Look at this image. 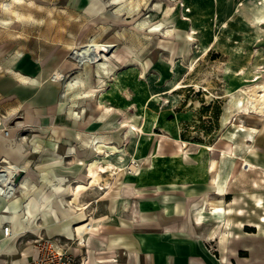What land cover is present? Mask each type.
I'll list each match as a JSON object with an SVG mask.
<instances>
[{
	"label": "rangeland",
	"instance_id": "rangeland-1",
	"mask_svg": "<svg viewBox=\"0 0 264 264\" xmlns=\"http://www.w3.org/2000/svg\"><path fill=\"white\" fill-rule=\"evenodd\" d=\"M0 51L64 72L49 85L54 119L23 128L20 146L34 150L26 166L0 168V190L47 197L45 217L63 206L51 197H157L158 187L204 181L207 164L214 183L217 156L236 162L240 197L253 184L264 193L254 162L264 163V113L247 102L253 88L264 96V0H0ZM39 238L19 241L31 252Z\"/></svg>",
	"mask_w": 264,
	"mask_h": 264
},
{
	"label": "crops",
	"instance_id": "crops-1",
	"mask_svg": "<svg viewBox=\"0 0 264 264\" xmlns=\"http://www.w3.org/2000/svg\"><path fill=\"white\" fill-rule=\"evenodd\" d=\"M37 64L30 54L0 51V168L11 164L26 166L25 157L34 150L20 146L25 134L23 128L27 123L42 127L44 122L54 119L50 117L49 107L59 106L48 94L50 83L58 80L49 78L52 70L40 67L34 70ZM24 76L28 77L27 81ZM33 76L41 77L43 85L33 81ZM17 117L23 119L10 127ZM217 158L215 186L209 182L207 164L204 181L186 180L166 190L158 187L157 197H145L146 194L135 191L142 197L136 194L134 197H72V204L65 203L61 197H51L53 205L63 204L59 219L49 214L45 217L48 208H41L36 214L38 223H33L28 209L31 195L0 193V264L30 257L34 250L29 252L31 246L19 238L31 234L52 238L61 250L72 255L70 264H264V236L256 237L257 227L250 223L239 225L240 220L257 218L252 211L251 196L256 185H251L248 197H240V193L234 192L240 171L231 177L236 162L230 168L224 165L221 156ZM254 162L264 169L262 161ZM250 169L257 168L252 165ZM123 196H127L125 191ZM235 197L243 201L234 203ZM16 198L20 203L14 211L8 203ZM46 198L40 196L36 202L43 205ZM214 206L225 209L214 211ZM240 207L245 209L243 214L234 209ZM4 217L12 219L10 237H3V226L9 223ZM233 221L236 223L232 226ZM14 232L17 234L13 235Z\"/></svg>",
	"mask_w": 264,
	"mask_h": 264
},
{
	"label": "bare ground",
	"instance_id": "bare-ground-1",
	"mask_svg": "<svg viewBox=\"0 0 264 264\" xmlns=\"http://www.w3.org/2000/svg\"><path fill=\"white\" fill-rule=\"evenodd\" d=\"M15 1H19V0H15ZM113 2H116L117 0H112ZM9 7V6H8ZM6 8V7H5ZM11 8V7H10ZM9 8V9H10ZM8 10V9H7ZM11 10H12V8H11ZM10 10V11H11ZM15 13H16V11H14ZM6 13V12H5ZM16 14H18V13H16ZM12 15V14H11ZM7 22H9V21H7ZM44 25V24H43ZM40 29H42V28H40ZM61 41V40H60ZM43 42V41H42ZM42 45V44H41ZM112 44H109V43H105V44H101V45H99L98 46V49L97 50H100V51H107L108 50V47L109 46H111ZM85 46V45H84ZM73 48V47H72ZM38 50V49H37ZM94 50V49H93ZM93 50H91V52L93 51ZM95 51V50H94ZM74 52V51H73ZM85 52V51H84ZM91 52H89L90 54H91ZM80 55V54H79ZM77 56H78V54H77ZM102 54H101V56H100V58H102ZM99 57V56H98ZM97 57V58H98ZM99 58V59H100ZM78 61L79 62H81V59H78ZM91 61H93V60H91ZM77 62V61H76ZM12 69V68H11ZM99 70V69H98ZM73 72V71H72ZM25 75V74H24ZM22 77H23V75H22ZM25 77V79L26 78H28V77H26V76H24ZM34 77V76H33ZM32 77V78H33ZM64 77V72L63 71H61V70H58V69H53L51 72H50V76H49V78L50 79H54V80H61L62 78ZM17 78V77H16ZM24 79V80H25ZM26 81H27V79H26ZM33 81H35V82H37L39 85H43V80H42V78L41 77H38L37 79L36 78H33ZM23 82V81H22ZM97 82V81H96ZM101 82V81H100ZM88 87V86H87ZM248 93V98H247V102L252 98V102H251V106H252V109L253 110H258V111H262L263 113H264V96H259V95H257L256 94V92H255V89L253 88L252 90H251V92H247ZM245 106H246V104H245ZM244 106V107H245ZM19 108V107H18ZM95 109L96 108H93V109H91V113L94 115L95 114ZM76 119L78 120V118H74L72 121V124H76ZM4 125V124H3ZM5 126V125H4ZM19 134V133H18ZM249 136H253V134L252 133H250L249 134ZM73 138V137H72ZM76 137H74L73 139L74 140H76L75 139ZM21 139V138H20ZM255 139H256V137H255ZM232 152V151H231ZM230 152V153H231ZM223 153L224 154H228V152L227 151H223ZM28 160V159H27ZM218 162V161H217ZM246 165H250L251 163H250V161H248V160H246V163H245ZM218 165V164H217ZM209 169H210V167H209ZM6 171V170H5ZM8 173H10L9 171H7ZM232 172V171H231ZM12 174V173H11ZM6 175H8V174H6ZM15 176V175H14ZM19 176V175H18ZM13 178H15V177H13ZM5 179L7 180V178H2V180H0V181H2V184H4V181H5ZM19 179H20V177H19ZM98 179V177L97 176H95V175H93V179L91 180V183H93V182H95L96 180ZM217 181H218V175H217V173H216V176H215V178H214V186L215 185H217ZM10 182V181H9ZM9 184V183H8ZM5 185V184H4ZM13 185V184H12ZM258 185V184H257ZM1 186V185H0ZM7 187V186H6ZM6 187H4L3 188V190H0V193L1 194H4V193H11V192H13V191H11L10 189L9 190H7V188ZM259 188H256V190L255 191H253V192H251V196L253 197V200H254V204H255V212L257 213V218L256 219H251V220H249L250 222V224L251 225H254V226H256L257 228H258V232H259V236H264V193L262 192V191H259L258 190ZM13 190H14V188H13ZM24 190V189H23ZM15 201V200H14ZM20 200L18 199L17 200V198H16V201H15V204H13V206H12V208L11 209H14V211H16L17 210V207H19V202ZM16 204H17V206H16ZM40 204H38V203H36L34 200H32V201H29V203H28V209H29V211H30V213H32V215H33V217H35L36 216V213L40 210V206H39ZM79 206V205H78ZM82 208V207H81ZM85 208V207H84ZM212 209L214 210V211H223L225 208L224 207H222V206H214V207H212ZM234 209H236V211H239V213H242V212H244V208L243 209H241V208H239V209H237V208H234ZM231 216H232V214H231ZM205 218V217H204ZM4 219H5V222H9L10 223V225H11V230H12V232H13V225H12V219H8L7 217H4ZM2 220V219H1ZM236 223V221H233L232 222V226L234 225ZM244 224V222L243 221H240V223H239V225H243ZM247 227V226H246ZM251 228V227H250ZM230 233H231V235H233L232 233H233V229H232V227H231V229H230ZM13 235H16V233L14 232V234ZM3 237H5L4 236V234H3ZM2 237V238H3ZM42 237V236H41ZM84 237V236H83ZM52 239V238H51ZM211 239V238H210ZM54 241V240H53ZM54 244L56 245V247L59 249V250H61V248L57 245V243L56 242H54ZM27 254V253H26Z\"/></svg>",
	"mask_w": 264,
	"mask_h": 264
},
{
	"label": "built area",
	"instance_id": "built-area-1",
	"mask_svg": "<svg viewBox=\"0 0 264 264\" xmlns=\"http://www.w3.org/2000/svg\"><path fill=\"white\" fill-rule=\"evenodd\" d=\"M5 237L12 235L11 226H3ZM73 257L67 251L59 250L50 237L36 239L34 253L25 260H13L10 264H70Z\"/></svg>",
	"mask_w": 264,
	"mask_h": 264
}]
</instances>
